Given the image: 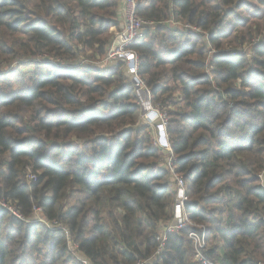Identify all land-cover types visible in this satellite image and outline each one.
<instances>
[{"label": "trees", "instance_id": "16d2710c", "mask_svg": "<svg viewBox=\"0 0 264 264\" xmlns=\"http://www.w3.org/2000/svg\"><path fill=\"white\" fill-rule=\"evenodd\" d=\"M135 1L189 225L155 255L175 189L153 124L124 62L80 61L105 55L119 0H0V200L24 218L0 209V264H199L201 227L207 259L264 264V0Z\"/></svg>", "mask_w": 264, "mask_h": 264}, {"label": "built area", "instance_id": "2783aa9c", "mask_svg": "<svg viewBox=\"0 0 264 264\" xmlns=\"http://www.w3.org/2000/svg\"><path fill=\"white\" fill-rule=\"evenodd\" d=\"M136 1L135 0H126L125 9L122 8L124 14V21L120 25L121 27L115 31L114 36L111 40V43L108 47V50L105 56L102 59H98L93 64H96L97 68H107V66L113 65L117 61L124 62L126 64L128 74L133 81L134 88L136 89L137 95L139 98V103L141 106V114L140 118L148 123V124H159L161 123L164 128L167 127L166 114L161 110L157 105H153L151 103V93L150 89L145 85L144 81L141 77H139L137 71L139 68L140 60L138 54L130 48L134 43L141 42L145 39V24H151L150 22H146L142 20L136 14ZM85 63H92V61H84ZM141 100V102H140ZM142 103V105H141ZM166 143L168 142V137L166 135V139H164ZM166 152H170V150H166ZM170 158H166L165 161ZM169 175L172 177L174 175V171L170 170ZM28 177L32 180L35 179L34 175H28ZM176 184H173L172 187L175 189V201L172 215V222L170 226H168V230H164L165 233L159 234L156 239L159 241L157 249L155 251V255H160L164 251V243L166 240V235L170 233L173 229L174 232L181 230L182 228L189 225V220L186 213V202L189 200L187 195V186L184 182V178L181 176L173 177ZM264 187V184H262ZM0 207L7 209L17 218L24 219L19 214V212L15 209V206L12 203H7L4 200H0ZM34 211V220L42 222L49 228H61V224L52 221L49 222L44 219L39 214L41 213L40 207H33ZM26 222L27 219H25ZM173 227V228H172ZM200 227V226H198ZM202 231L197 232L193 231L189 233V237L192 240L193 246L196 247L197 251V261L199 264H219L217 262L211 261L207 259L204 254L201 252V248L205 245V228L201 227ZM82 264H91L89 260L86 258L78 256ZM142 264V263H137Z\"/></svg>", "mask_w": 264, "mask_h": 264}, {"label": "rangeland", "instance_id": "374dc122", "mask_svg": "<svg viewBox=\"0 0 264 264\" xmlns=\"http://www.w3.org/2000/svg\"><path fill=\"white\" fill-rule=\"evenodd\" d=\"M125 2H126V0H119V5H120V11H119V13H118V20H119V25H118V27H114V28H112L111 29V32H112V35H111V39H110V42H109V44H108V46L106 47V52H107V50H108V47H109V45H110V43H111V40H112V38H113V36H114V33H115V31H117L118 30V28L120 27V25L123 23V21H124V14H123V11H122V8H124L125 9ZM171 23H173L174 25H176L177 27H179V28H183V27H185V25H183L182 23H177V22H171ZM170 23V24H171ZM191 30H193V31H198V29L197 28H195V27H192V29ZM106 54V53H105ZM105 56V55H104ZM104 56H102L100 59H102ZM40 58H35V60H39ZM50 59V58H49ZM49 59H47V60H49ZM52 60H55L54 61V63H56V64H66V65H73V64H71V63H64V62H62V60H59V59H52ZM28 61H31V60H28ZM80 61H92V62H95L96 60H94V59H92V58H88V57H83V58H81V60ZM17 65H18V63H13V65L12 66H14V67H17ZM20 68H24V66H22V67H20ZM139 98L140 97H138L137 96V104L138 105H140V103H139ZM140 102H141V100H140ZM141 105H142V103H141ZM141 112H142V110H140V114H141ZM166 118L168 119L169 117H168V115H167V113H166ZM143 121V120H142ZM152 126H154V127H152ZM151 128H148L147 130H148V132H149V135L151 136V143L153 144V146H155V147H157L158 148V150L160 151V154H161V159H166V158H170L169 160H167V161H164L163 162V167L169 172L170 170H173L174 171V175H172V177L170 176V184H171V187H172V185L173 184H176L175 183V181H174V179H173V177L174 176H181L182 178H183V175L182 174H180V173H177L176 172V169H177V166H176V161H177V156L174 154V152H173V150H172V145H171V142H170V140H169V137H168V134H167V132H166V130H167V127L166 128H164L163 126H162V124L161 123H159V124H155V125H151L150 126ZM166 135H167V137H168V142L166 143V141H164V139H166ZM166 150H170V152H166ZM159 162H161L160 160H159ZM259 178H260V184H264V180L261 178L262 177V175H259L258 176ZM29 181H31V179L28 177L27 178ZM185 182V181H184ZM174 201H175V198H174ZM170 224H171V222H168V223H166L162 228H161V230H160V233L159 234H161V233H165V229H166V231L169 229L168 228V226H170ZM173 228V227H172ZM170 233H175L174 232V229L170 232Z\"/></svg>", "mask_w": 264, "mask_h": 264}, {"label": "water", "instance_id": "95a60500", "mask_svg": "<svg viewBox=\"0 0 264 264\" xmlns=\"http://www.w3.org/2000/svg\"><path fill=\"white\" fill-rule=\"evenodd\" d=\"M0 209H1V207H0ZM191 264H193V263H191Z\"/></svg>", "mask_w": 264, "mask_h": 264}]
</instances>
